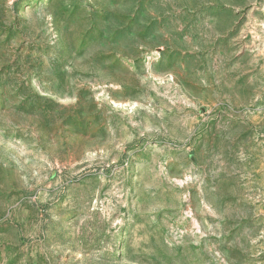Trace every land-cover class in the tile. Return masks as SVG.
Listing matches in <instances>:
<instances>
[{
  "label": "rangeland",
  "instance_id": "obj_1",
  "mask_svg": "<svg viewBox=\"0 0 264 264\" xmlns=\"http://www.w3.org/2000/svg\"><path fill=\"white\" fill-rule=\"evenodd\" d=\"M0 264H264V0H0Z\"/></svg>",
  "mask_w": 264,
  "mask_h": 264
}]
</instances>
